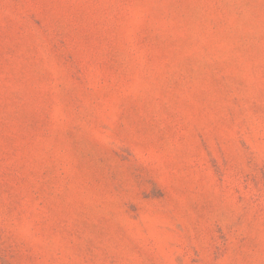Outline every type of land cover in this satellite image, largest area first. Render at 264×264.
Wrapping results in <instances>:
<instances>
[{"label": "rangeland", "instance_id": "obj_1", "mask_svg": "<svg viewBox=\"0 0 264 264\" xmlns=\"http://www.w3.org/2000/svg\"><path fill=\"white\" fill-rule=\"evenodd\" d=\"M0 264H264V0H0Z\"/></svg>", "mask_w": 264, "mask_h": 264}]
</instances>
